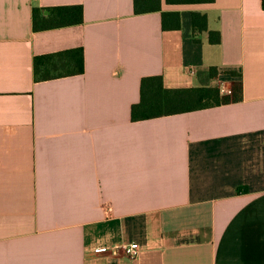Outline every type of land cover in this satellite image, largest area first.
Masks as SVG:
<instances>
[{
    "label": "crops",
    "instance_id": "0c3cea01",
    "mask_svg": "<svg viewBox=\"0 0 264 264\" xmlns=\"http://www.w3.org/2000/svg\"><path fill=\"white\" fill-rule=\"evenodd\" d=\"M72 6L82 23L34 30ZM74 50L83 74L35 81L36 57ZM149 76L241 100L135 122ZM0 264H264V0H0Z\"/></svg>",
    "mask_w": 264,
    "mask_h": 264
},
{
    "label": "trees",
    "instance_id": "16d2710c",
    "mask_svg": "<svg viewBox=\"0 0 264 264\" xmlns=\"http://www.w3.org/2000/svg\"><path fill=\"white\" fill-rule=\"evenodd\" d=\"M215 0H166L168 5L211 4ZM161 11V0H134L135 14ZM34 30H49L83 22L82 6L35 8L33 13ZM193 34L198 37L208 31L207 16L192 13ZM181 26L178 12H163L164 30H178ZM212 44L221 42L219 32H208ZM84 73L83 50L60 52L34 59V77L36 82ZM242 87L234 85L232 95H222L218 87H194L185 89H167L161 76H149L142 79L141 98L131 110L133 121H144L165 116L179 115L202 109L212 108L241 100Z\"/></svg>",
    "mask_w": 264,
    "mask_h": 264
},
{
    "label": "built area",
    "instance_id": "2783aa9c",
    "mask_svg": "<svg viewBox=\"0 0 264 264\" xmlns=\"http://www.w3.org/2000/svg\"><path fill=\"white\" fill-rule=\"evenodd\" d=\"M125 252L129 256V258L134 259L139 254V246L138 244H131L125 247Z\"/></svg>",
    "mask_w": 264,
    "mask_h": 264
}]
</instances>
